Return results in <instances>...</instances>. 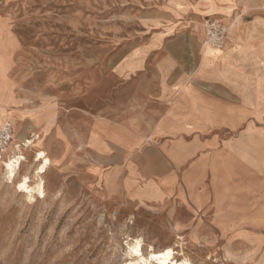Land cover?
<instances>
[{
  "label": "rangeland",
  "instance_id": "obj_1",
  "mask_svg": "<svg viewBox=\"0 0 264 264\" xmlns=\"http://www.w3.org/2000/svg\"><path fill=\"white\" fill-rule=\"evenodd\" d=\"M172 4L0 0V129L12 122L10 150L35 132L25 159L40 150L47 159L42 189L30 202L0 167V264H126L131 242L135 257L169 249L191 264L264 263L263 246L230 245L198 208L150 205L171 193L152 177L134 187L129 169L123 188L133 199L120 181L111 190L103 179L111 171L121 179L128 166L117 150H98L101 137L90 131L108 111L117 116L118 90L126 87L120 78L130 75L135 59H149L142 50L150 39L174 28ZM202 44V60H216L218 47ZM12 50L14 89L8 75ZM114 179L106 178L111 184ZM185 185L198 204L197 182ZM176 196L186 203L182 188Z\"/></svg>",
  "mask_w": 264,
  "mask_h": 264
},
{
  "label": "crops",
  "instance_id": "obj_2",
  "mask_svg": "<svg viewBox=\"0 0 264 264\" xmlns=\"http://www.w3.org/2000/svg\"><path fill=\"white\" fill-rule=\"evenodd\" d=\"M171 7L174 28L153 36L142 50L149 59H135L120 78L117 116L108 111L90 131L101 137L98 150H117L128 166L121 179L118 171L103 179L111 190L120 181L133 199L123 188L129 169L134 187L152 177L171 193L150 205L198 208L230 245L264 247V0H174ZM207 19L228 25L214 61L202 60ZM12 70L13 50L14 89ZM185 181L197 182L198 204Z\"/></svg>",
  "mask_w": 264,
  "mask_h": 264
},
{
  "label": "bare ground",
  "instance_id": "obj_3",
  "mask_svg": "<svg viewBox=\"0 0 264 264\" xmlns=\"http://www.w3.org/2000/svg\"><path fill=\"white\" fill-rule=\"evenodd\" d=\"M31 143H33V141H31ZM15 145L18 146L17 144ZM45 159L46 155L44 150L36 151L31 160H26L25 156H23L22 162L26 160L25 163H22L21 161L19 162L15 155H12L11 157L9 156L5 162L0 159V167L4 170L6 181L17 189L24 190L22 195L25 200L29 202L33 201L35 194L42 189L43 175L45 171L42 166L47 167ZM36 162L40 163L36 165ZM134 241L136 242L137 240L135 239ZM135 246L137 245L133 242L128 243V251L126 254L129 257V261L126 264H191L186 257L178 259L175 256L174 250L169 249L159 252L151 258L144 255H138L135 257V254L133 253L134 251L132 250Z\"/></svg>",
  "mask_w": 264,
  "mask_h": 264
},
{
  "label": "built area",
  "instance_id": "obj_4",
  "mask_svg": "<svg viewBox=\"0 0 264 264\" xmlns=\"http://www.w3.org/2000/svg\"><path fill=\"white\" fill-rule=\"evenodd\" d=\"M204 25L205 38L204 41L213 46L221 48L224 44V39L228 30V25L220 22L217 19H207ZM13 136V125L11 121L4 122L0 129V156L10 154L15 155L17 160L23 161L24 150L30 145L31 141L35 140L37 135L31 134L24 142L16 143L13 150H10ZM10 150V151H9Z\"/></svg>",
  "mask_w": 264,
  "mask_h": 264
}]
</instances>
